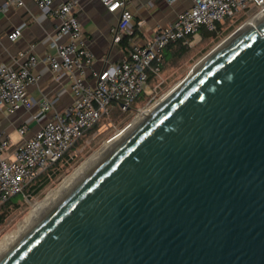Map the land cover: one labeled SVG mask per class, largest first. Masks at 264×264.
Instances as JSON below:
<instances>
[{
  "label": "water",
  "instance_id": "water-1",
  "mask_svg": "<svg viewBox=\"0 0 264 264\" xmlns=\"http://www.w3.org/2000/svg\"><path fill=\"white\" fill-rule=\"evenodd\" d=\"M234 33L0 264H264V16Z\"/></svg>",
  "mask_w": 264,
  "mask_h": 264
},
{
  "label": "built area",
  "instance_id": "built-area-1",
  "mask_svg": "<svg viewBox=\"0 0 264 264\" xmlns=\"http://www.w3.org/2000/svg\"><path fill=\"white\" fill-rule=\"evenodd\" d=\"M35 1L43 12L59 20L51 39L54 52L43 57L30 53L17 67L7 63L0 65V107L14 112L31 110L37 105L36 117L52 108L49 98L36 101L29 94V86L42 77L36 70L40 63L55 78H68L73 100L68 108L47 118L33 135L24 137L19 144L8 136H0V206L19 194L30 201L32 198L26 190L36 177L70 152L79 139L111 113L116 103L128 111L142 92L150 90L152 94L146 106L153 104L160 84L151 86L150 77L161 75L163 52L168 46L176 42L190 45L202 28L217 31L219 23L227 18L239 14L251 18L264 12V0H193L191 7L177 13L151 39L139 43L130 38L128 55L119 63H106L94 71L93 80L88 81L85 72L93 65L95 57L85 45L84 28L75 13L81 0ZM101 1L109 12H120L112 33L114 41L121 42L125 35L133 32V12L128 0ZM23 3L24 0H7L1 10L6 12L11 4ZM21 33L20 27L14 28L10 39L16 40ZM28 126L19 128L22 136Z\"/></svg>",
  "mask_w": 264,
  "mask_h": 264
},
{
  "label": "crops",
  "instance_id": "crops-1",
  "mask_svg": "<svg viewBox=\"0 0 264 264\" xmlns=\"http://www.w3.org/2000/svg\"><path fill=\"white\" fill-rule=\"evenodd\" d=\"M6 1L0 0V65L7 63L17 67L30 53L43 57L48 52H54L51 39L55 35L58 18L43 12L35 0H24L20 5L11 4L4 12L1 8ZM128 5L133 12V32L125 35L128 40L115 42L112 28L118 24L120 12H109L101 0L80 1L75 13L84 28L85 45L95 57L93 65L85 72L88 81H92L93 72L103 68L106 63H119L128 55L130 38L139 43L151 39L177 13L191 7L193 0H128ZM16 27H20L22 33L16 40H11L9 35ZM165 50L170 53L171 47ZM165 50L164 61L168 58ZM36 70L42 73V77L29 86V94L36 101L42 97L49 98L52 108L36 117L37 105L31 110L21 109L14 112L0 107V136L10 137L15 144L21 143L24 137L33 135L47 118L64 111L73 100L67 77L55 78L42 63L37 65ZM26 124H29L28 130L22 136L19 128ZM14 133L18 136L13 137Z\"/></svg>",
  "mask_w": 264,
  "mask_h": 264
},
{
  "label": "rangeland",
  "instance_id": "rangeland-1",
  "mask_svg": "<svg viewBox=\"0 0 264 264\" xmlns=\"http://www.w3.org/2000/svg\"><path fill=\"white\" fill-rule=\"evenodd\" d=\"M243 17L244 14H239L234 18H227L223 22V26L214 34H209L207 36L202 35V33L197 34L193 42L188 45L184 51L179 52L175 50V48H172L170 54L165 50L168 58L166 59L161 75L159 77L152 75L150 78L151 86L160 84L156 99L152 102L153 104L146 106L152 94L150 90L142 92L139 97L131 103V109L128 111L122 110L121 106L116 103L111 113L104 116L92 129H90V131L95 127L97 128L92 132L88 131L90 133L87 132L71 149L74 160L64 168L60 176L53 178L44 187L42 192L30 199V201L25 200V203L21 202L19 205H10L0 211V213L5 214L4 222L0 225V241L6 234L19 228L24 222L23 220L32 211L34 203L38 200H42L48 191L56 188L66 175L72 173V171L89 155L99 149L107 139L119 130H129L135 119L141 113L149 111L157 101L171 92L190 73L196 63L214 50L224 40L229 38L249 18V16ZM139 109L141 110L139 111ZM17 136V133L13 134V137ZM21 199L22 195L19 194L14 196L12 200L14 202H20Z\"/></svg>",
  "mask_w": 264,
  "mask_h": 264
},
{
  "label": "bare ground",
  "instance_id": "bare-ground-1",
  "mask_svg": "<svg viewBox=\"0 0 264 264\" xmlns=\"http://www.w3.org/2000/svg\"><path fill=\"white\" fill-rule=\"evenodd\" d=\"M264 16V12L247 19L239 30L249 26L256 27L258 21ZM238 30V31H239ZM237 31V32H238ZM227 40V39H226ZM220 46V45H219ZM178 86V85H177ZM176 88V87H175ZM172 92V91H171ZM164 95L155 105L147 112L141 113L134 121L129 130L117 131L113 136L107 139L103 145L89 155L72 173L66 175L59 185L48 191L42 200L34 203L32 211L23 220L24 222L18 229L8 233L0 241V256L9 249L13 243L30 227H32L69 189H71L112 147H114L134 126H136L147 114H149L155 106L171 93Z\"/></svg>",
  "mask_w": 264,
  "mask_h": 264
},
{
  "label": "trees",
  "instance_id": "trees-1",
  "mask_svg": "<svg viewBox=\"0 0 264 264\" xmlns=\"http://www.w3.org/2000/svg\"><path fill=\"white\" fill-rule=\"evenodd\" d=\"M244 18V17H243ZM242 19V18H241ZM224 23H219L218 25V30L219 28H221V26H223ZM217 30V31H218ZM217 31L214 32H210L207 31L206 29H202L201 33L204 36H207L209 34H214ZM122 40H128L127 37H123ZM175 48V50L180 51H184L186 47H188V45L183 44L182 42H176L174 44H171L170 46H168L167 48ZM166 60L163 63V68H164V64H165ZM151 78V77H150ZM97 127H95L93 130H95ZM93 130H89L90 132H92ZM88 132V133H90ZM72 150L68 153L65 154V156L56 161L48 170L42 172L40 175H38L36 177V179L29 185V187L26 190V193L31 197L34 198L35 196L39 195L42 190L44 189V187L53 179V178H57L58 176H60L64 170V168L66 166H68L73 160H74V156H72ZM13 198H11L9 201H7L6 203H4L2 206H0V211L2 209H5L6 207H9L10 205H19L21 202L25 203V198L22 195V199L20 202H14L12 200ZM5 219V214L0 213V225L4 222Z\"/></svg>",
  "mask_w": 264,
  "mask_h": 264
}]
</instances>
